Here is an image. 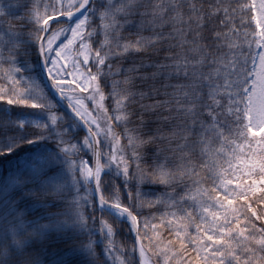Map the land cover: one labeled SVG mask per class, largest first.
<instances>
[{"label":"snow or ice","instance_id":"snow-or-ice-1","mask_svg":"<svg viewBox=\"0 0 264 264\" xmlns=\"http://www.w3.org/2000/svg\"><path fill=\"white\" fill-rule=\"evenodd\" d=\"M0 77V264H264V0H0Z\"/></svg>","mask_w":264,"mask_h":264},{"label":"rangeland","instance_id":"rangeland-1","mask_svg":"<svg viewBox=\"0 0 264 264\" xmlns=\"http://www.w3.org/2000/svg\"><path fill=\"white\" fill-rule=\"evenodd\" d=\"M247 1L250 3V0H247ZM24 2H28V0H24ZM32 2H34L36 4H42V3H47V0H32ZM109 2H114V0H109ZM257 2H259V0H257ZM42 10L43 9H41V11ZM253 24L255 26L254 19H253ZM3 87H7V86H3ZM261 135H264V133H262ZM257 138H261V136L258 135L255 137V139H257ZM249 139H252V137L250 136ZM225 167H227V165H225ZM192 194L196 195V192H194ZM168 211H176V209L163 206L162 214H165ZM104 219L107 220L109 224H111V218L110 217L106 216ZM167 220L172 221V224L174 227L170 228L168 224H165V225H167L173 232H175L176 229H178L181 225L188 223V221L186 219H184L183 217H180L179 215L177 217L167 216ZM153 223H154V221L149 219V227H148L147 231H148L149 235L152 236V240L149 241V239L147 237L143 236V229H142V236H141L143 238L142 243L145 244V247H146V254L151 259L152 264H164V259H163V254H162L164 251L168 252L167 264H181V261L179 258V253L183 252L184 249L183 250L178 249L179 246H177L175 248L173 246L172 242L169 245V241H166V239H164L165 237H163V234H164L163 233V226L165 227V225H163L161 227V225L158 226L156 224L157 230H153L151 227V225ZM113 228L115 230L116 226L113 225ZM188 231L191 235H193V236L195 235V232L192 230V228H189ZM117 235H120L119 232ZM180 241L184 242L185 245H187V246H191V245L187 244V240H186V238H183V235H182V239ZM237 251L239 252V249ZM173 253L177 254L175 258L173 257Z\"/></svg>","mask_w":264,"mask_h":264},{"label":"trees","instance_id":"trees-1","mask_svg":"<svg viewBox=\"0 0 264 264\" xmlns=\"http://www.w3.org/2000/svg\"><path fill=\"white\" fill-rule=\"evenodd\" d=\"M239 3H241V4H243V3H248V1L247 0H239ZM24 12H25V10H23V9H20L19 10V12H18V14L19 15H23L24 14ZM243 17H244V23H246V24H250L251 25V27H249L248 29H247V31H249V32H251L252 31V28L254 27L253 26V23H252V14L251 13H249L248 12V10L247 9H244V11H243ZM239 19V16H237V20ZM124 35H127L126 33L124 34ZM103 37H102V35H101V39H102ZM132 39H134V37L132 38ZM242 41V37L241 38H239V39H237V43H240ZM124 43H126V42H128V40H124L123 41ZM123 55H126V56H130V58H132V59H136V58H138V57H131V54H123ZM145 60H146V62H150V61H147V57H143ZM125 64L127 65V61H125ZM4 67H7V65H5ZM119 79V78H118ZM0 85L1 86H7L6 84H4V82H3V80H2V77H0ZM86 103H88L87 101H85ZM130 127H132V126H130ZM117 131H120L119 129H117ZM231 138L232 139H235V130H233V133H232V136H231ZM251 140V139H250ZM255 140H257V139H255ZM258 140H260V139H258ZM257 140V141H258ZM237 142H239V141H237ZM126 140H124L123 138H121V146H124V145H126ZM126 151H130V149H128V148H126ZM157 188H159L160 189V192L162 193V191H163V186L162 185H158V186H156ZM202 188H209L210 187V184H203L202 186H201ZM169 191H172L171 189H169ZM177 192H179L180 190L179 189H177L176 190ZM195 192V190L193 189V191H192V193H194ZM159 194V193H158ZM183 193H181V195H182ZM259 195V194H258ZM154 199V198H153ZM157 208H160V211H157ZM162 210H163V206H161V205H156V206H154V207H152V208H148L147 206L145 207V216L146 217H149L150 215H155L156 217H157V219L156 220H154V223L155 224H157L158 226L159 225H161V221H160V219H159V217L162 215ZM97 216H99V213H97ZM165 225V224H164ZM97 227H99V225H96ZM125 232H126V229H125ZM163 237H165L164 239H166V241H171L172 243H173V246L176 248L177 246H179V248L178 249H181V250H183L182 248H181V239H177L176 238V235H175V232H173L167 225H165V227L163 226ZM117 234H118V232H117ZM115 235L114 237H113V240L115 241V246L117 247V248H122V249H124L125 250V252L127 253V251H128V249H130L131 247H132V241L131 240H127L126 239V236H124V235ZM143 240V238L141 237V241ZM184 243V242H183ZM145 245V244H144ZM186 247H187V249H188V251L185 253V255L187 256V258L188 259H191V261H192V264H204V262L202 261V260H200V258L194 253V252H192L191 251V246H187L186 245ZM146 248V247H145ZM117 256H118V258H123V259H125V260H127L128 258H132L133 260H135L136 259V257H128L127 255L125 256V257H119V253H117ZM109 259H111L110 257H109ZM117 264H119V259L117 260Z\"/></svg>","mask_w":264,"mask_h":264},{"label":"water","instance_id":"water-1","mask_svg":"<svg viewBox=\"0 0 264 264\" xmlns=\"http://www.w3.org/2000/svg\"><path fill=\"white\" fill-rule=\"evenodd\" d=\"M57 99H59V97H57ZM60 108L64 111L67 112L69 116L72 115L71 111L65 106V104L61 101L60 102ZM138 258V253L136 255V259Z\"/></svg>","mask_w":264,"mask_h":264}]
</instances>
